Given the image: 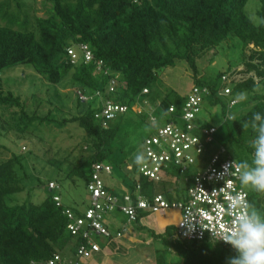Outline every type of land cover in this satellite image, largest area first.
Masks as SVG:
<instances>
[{"label":"trees","instance_id":"obj_1","mask_svg":"<svg viewBox=\"0 0 264 264\" xmlns=\"http://www.w3.org/2000/svg\"><path fill=\"white\" fill-rule=\"evenodd\" d=\"M22 1L4 0L0 3V151L9 155L0 158V264H47L55 256L68 263L76 260L80 242L68 231L69 221L64 211L69 210L77 217L82 213L63 202L60 185L48 180L45 184L48 196L40 203L29 200L19 203L13 197L24 192L29 194L30 184L41 182L40 161L43 170L45 165H49L60 172L61 167L69 164L65 179L78 177L86 181L88 188L92 183L94 166H109L107 164L112 162L114 144L122 130L121 119L133 107H140L139 111L147 110L156 132L144 140L145 147L146 140L171 123L185 130L186 123L184 128L180 127L184 122V109L191 92L197 89L201 92V104L194 119L198 128L194 134L204 143V153H208V145L221 144L210 156L209 164L222 149L225 152L220 160L231 158L226 147L228 143L237 145L253 157L255 129L260 124L254 115L259 114L264 120V0H258V24L245 10L250 0H41L45 16H36L33 20L26 13ZM229 38L242 44L241 65L204 78L198 61L205 59V55ZM70 50L75 57L68 54ZM85 50L89 52L88 59ZM180 61L186 62L193 74L191 90L184 96L168 90L156 102L151 93L159 81L160 72L175 67ZM23 65L35 70L40 77L42 91H47L49 96V99L43 98L40 95L42 91L36 93L30 88L29 100L35 105L31 111L28 99L23 100L4 83L10 68ZM224 77L226 83L223 82ZM66 78L70 79L71 88L85 97L81 100L74 93L77 105L73 107L74 114H70L72 108H63L60 103L62 93L55 88ZM226 86L231 88V94L220 96L219 90ZM240 94L245 96L242 101L252 107L234 120L230 113L238 105ZM107 101L126 107V111L104 121L100 114ZM235 101L236 104L230 106ZM82 104L88 105L86 109L81 107ZM204 104L211 107L221 105L225 123L229 125L232 121V131L228 129L226 139H222L217 128L209 122L195 123ZM42 107L47 108L43 113ZM155 113H164L169 121L162 125ZM34 124L52 127L74 125L81 129L90 139V144L81 149L88 158L72 159L75 148L61 155L62 152L55 154L51 147L45 145L42 157L30 149L20 153L10 149L8 136L12 133L16 136L13 144L17 147L20 141L36 140L38 132L33 128ZM211 129H215L213 141L206 143L202 132ZM23 148L26 149L25 146ZM192 155L195 163L191 168L196 166L197 157L201 156ZM167 170L168 175L178 178V168L172 162ZM102 174L111 173L102 172L100 179ZM120 180L123 184L120 194L105 184L104 189L108 195L118 198L121 205H125V194L130 195L135 204L140 196L152 198L156 193L153 190L156 182L143 177L140 172L136 180L124 177ZM50 183L57 184L59 190L51 191ZM237 188H242L240 178ZM241 190L247 194L249 207L258 200L259 204H256L260 207V196L264 191H255L253 195L243 188ZM52 192L56 193L52 195ZM163 195L169 202L186 201L185 197H176L174 191L172 195L169 192ZM55 196L60 197V206L54 201ZM150 213L140 210L134 223ZM105 221V227L112 236L120 231L111 232L106 218ZM156 238L161 243L169 242L167 249L155 248L156 264H174L166 257V251L176 256V264H231L238 257L237 250L207 237L204 241L192 242L180 239L176 228H167Z\"/></svg>","mask_w":264,"mask_h":264},{"label":"rangeland","instance_id":"obj_2","mask_svg":"<svg viewBox=\"0 0 264 264\" xmlns=\"http://www.w3.org/2000/svg\"><path fill=\"white\" fill-rule=\"evenodd\" d=\"M3 1L4 0H0V3H2ZM22 2H24L26 6V13L29 15V18H32V20L36 16H45V12L41 7V0H23ZM258 7V0H250L245 9L249 18L256 24L259 23V19L257 18ZM241 45L242 44L239 40L229 38L227 41L223 42L220 47L210 51L207 55H205V59H201L198 61L200 74L204 78H208L213 73H216L218 71L227 70L228 68H234L237 64L241 65ZM239 70H242V67H239ZM159 77V81L153 86L151 93V97L155 98L156 102H159L168 90H174L179 95L184 96L189 93L193 86V74L189 69L187 63L184 61L176 63V66L173 68L162 70L159 74ZM39 79L40 77L35 74V70L32 67L23 65L10 68V70L6 72L4 83H6V86L8 88H11V90L16 95H21L23 100L28 99V108L31 111L33 110L35 105L34 103H31V100H29L31 97L29 89L31 88V90H34L36 93L42 91V86H40L41 82ZM236 79H239V77H236ZM69 81L70 79L66 78L61 82V84L55 86V88L59 89L62 93L60 103L63 108H72L73 110L70 114H74L75 109L73 107L77 106L74 93L77 91H75L74 88H71ZM40 95L43 98L49 99L47 91L40 92ZM87 106L88 105L85 104L81 105V107L85 109ZM153 106L157 107L158 105L153 104ZM251 107L252 105L240 99L238 105L233 107L230 114L233 115V117L235 118L234 120H236L245 115L251 109ZM43 109L44 107L40 109L42 113L45 112L44 110H46L47 108L44 110ZM139 110L140 109H138V107H133L123 115L121 119L122 130L118 136L117 141L114 144V158L111 163H106L112 168V172L110 175H101L102 182L109 188H113L114 191L118 194H120V186H123L120 179L124 177L133 181L134 179L136 180L139 177L140 166H137L135 164L134 157L138 153L144 154V140L147 137L156 134V132H154L153 125H151V122L149 121L147 110ZM222 110L223 109L221 105L211 107L208 104H204L203 111L198 120L195 121V123H201L202 121L209 122L212 126L217 128L219 136H221L222 139H226L229 135L228 129L232 131V121L229 123V125L225 123L222 115ZM159 112H161V110ZM140 113H142V115H140ZM163 114L164 113L154 114L162 125L169 121V117L164 116ZM156 127H159V125L157 124ZM180 127L184 128L185 122H181ZM33 128L38 132V134L35 135L36 140L32 139L28 143H26L25 141H20L17 147V145L15 146L13 144V142L16 141V136L12 133L8 136L9 148L19 153L26 152V150L30 149L35 153V155L38 154L37 156L39 157H42L44 155L43 147L45 145L51 147L50 149L55 154L59 153V151L62 152L60 153L61 155H65L68 151H71V149L75 148L72 159L78 161L88 158V154L82 152L81 149L82 146L90 144V139L81 129L77 128L76 126L68 125L66 127H55L53 125L52 127L47 126V124H34ZM219 145L221 144L208 145V153H204L200 157H197L196 166L191 168V170H189L188 174L185 175V177L182 175H177L178 178L171 176L169 180H162L161 182L154 184L153 190H155L156 193L160 194L169 192L170 195H172L174 191L176 193V197L180 196L186 198L187 187L193 184L195 172H202L206 169V167L209 165L210 156L217 151ZM24 146L26 149L23 148ZM226 147L230 157L237 163H240L241 161H248L249 163H251L253 157H251V155H249V153H247L242 148L237 147V145L233 143H228ZM61 155L58 154V157H61ZM8 156L9 155L6 154L5 151H0V158H6ZM47 156L50 157L49 154ZM41 163L42 162L40 161L38 167L40 170L39 173L41 172L39 174V176L41 177V182L35 181L34 183H31L30 193L27 194V192H24L20 195H16L13 197L14 200L19 203L25 202L27 200L32 201L33 203L42 202L48 196V193L45 190V184H47L48 180H50L60 185V196L62 197V200L66 205L72 207L76 211H79V213L84 212L90 204V196L86 181L78 177H74L73 180L65 179L64 173H67V171L69 170V164L61 167L62 172H60L55 167L49 165H45V168L43 170V166ZM118 164H120V167H117ZM129 168H131V170H129ZM245 170L246 169H242V172ZM184 178H189L188 184H185L183 180ZM177 183L178 185L176 186ZM240 186L247 193L253 195L255 194V190H253L251 187L241 185V183ZM53 193L56 192H52L51 194L53 195ZM260 199V207H258V205L256 204H259V200H255V204L249 207V212L256 211L262 217H264V195L262 197L260 196ZM114 217H116V219L120 221V224H124L126 222V226H128L129 229L131 228L130 224L128 223L127 217L119 214H114ZM105 218L107 221H110L113 219V215H108ZM148 218L152 219L153 216L151 215ZM131 225L134 224L132 223ZM173 235L174 234H171V236ZM98 243H100V239L98 240ZM168 246L169 242L161 243V240H158L156 238L154 248L163 250L167 249ZM165 253L166 257L170 258L172 262L176 264V256L169 251H166ZM62 255L63 257H66V254ZM87 262L85 264H87Z\"/></svg>","mask_w":264,"mask_h":264},{"label":"built area","instance_id":"obj_3","mask_svg":"<svg viewBox=\"0 0 264 264\" xmlns=\"http://www.w3.org/2000/svg\"><path fill=\"white\" fill-rule=\"evenodd\" d=\"M85 51L88 59L89 52ZM68 54L75 57L71 50ZM223 80L224 83L227 82L226 77ZM110 91L113 89L111 88ZM76 94L81 100H85L81 92L77 91ZM218 94L227 96L231 94V88L226 86L219 90ZM200 95L201 92L194 89L189 96L182 116L186 123L185 130L171 123L160 129L156 136L146 140L144 147L146 162L139 168L143 177L156 183L169 180L171 176L167 173V167L171 162L178 168L179 175L185 177L195 163L192 154L197 156L205 152L204 143L194 134L198 129L194 119L200 110ZM235 104L236 101L230 106ZM102 111L100 117L104 121H109L118 113H124L126 107L107 101ZM172 111L170 109V112ZM227 117L229 120L233 119L230 114ZM214 132L215 129L202 132L206 143L213 141ZM224 152L225 150L222 149L215 154L207 168L195 174L193 184L187 187L186 201L169 202L163 194L155 193L152 198L140 196L133 204L130 195L125 194V205H121L118 198L108 195L99 177L102 172L110 174L111 168L100 164L95 165L92 183L88 186L89 207L79 217L69 210L64 211L69 221L68 231L72 236L78 237L80 242L76 249V260L68 263L59 256H55L47 264H85L101 252L99 239L105 238L111 241L122 239L125 235L124 230L112 236L105 227V216L116 210L126 215L130 224L136 222L140 210L152 213L178 210L181 212V220L176 229L180 239L192 242L204 241L207 237L211 241L236 250L231 243L225 242V237L239 230L236 226L237 215L241 212H249V204L247 194L237 188L241 170L236 171L237 163L231 158L225 161L220 160ZM226 166L230 169L225 171ZM183 180L185 184L189 183V178ZM49 188L51 191L59 190V186L55 183H50ZM137 189L139 191L140 186ZM54 201L60 206L59 196H55Z\"/></svg>","mask_w":264,"mask_h":264},{"label":"clouds","instance_id":"obj_4","mask_svg":"<svg viewBox=\"0 0 264 264\" xmlns=\"http://www.w3.org/2000/svg\"><path fill=\"white\" fill-rule=\"evenodd\" d=\"M238 99L243 100L245 96L240 94ZM254 119L260 121V124L255 129L252 161H241L236 171L246 169L240 175L241 185L260 192L264 191V120L259 114H255ZM134 159L137 166L145 163L143 153L136 154ZM228 169L230 167L226 166L225 171ZM236 226L239 230L225 237V242L231 243L238 252V257L231 264H264V217L256 211L241 212L237 215Z\"/></svg>","mask_w":264,"mask_h":264},{"label":"crops","instance_id":"obj_5","mask_svg":"<svg viewBox=\"0 0 264 264\" xmlns=\"http://www.w3.org/2000/svg\"><path fill=\"white\" fill-rule=\"evenodd\" d=\"M122 189L120 186L121 192H123ZM111 214L113 219L108 221L109 230L113 233L124 230L125 235L120 240L111 241L101 238L99 243L101 252L87 264H156L155 237L167 228H176L181 220V212L178 210L144 214L138 223H133L134 225L129 223L131 226L129 229L126 222L120 224V221L114 217V214L122 215L120 212ZM151 215L153 218H148Z\"/></svg>","mask_w":264,"mask_h":264}]
</instances>
